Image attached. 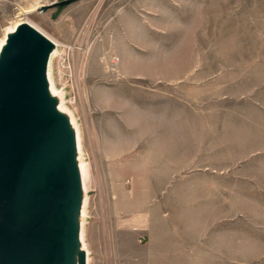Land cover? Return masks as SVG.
<instances>
[{"label": "rangeland", "instance_id": "rangeland-1", "mask_svg": "<svg viewBox=\"0 0 264 264\" xmlns=\"http://www.w3.org/2000/svg\"><path fill=\"white\" fill-rule=\"evenodd\" d=\"M25 17L65 45L50 77L89 168V264L161 262L120 220L143 213L146 180L162 179L151 203L170 204L185 174L206 179L212 206L207 259L191 263L264 264V0H0V42ZM188 149L189 171L152 168Z\"/></svg>", "mask_w": 264, "mask_h": 264}, {"label": "water", "instance_id": "water-1", "mask_svg": "<svg viewBox=\"0 0 264 264\" xmlns=\"http://www.w3.org/2000/svg\"><path fill=\"white\" fill-rule=\"evenodd\" d=\"M55 47L22 23L0 54V264H86L75 135L49 88Z\"/></svg>", "mask_w": 264, "mask_h": 264}, {"label": "crops", "instance_id": "crops-1", "mask_svg": "<svg viewBox=\"0 0 264 264\" xmlns=\"http://www.w3.org/2000/svg\"><path fill=\"white\" fill-rule=\"evenodd\" d=\"M184 132L185 131H183V133ZM187 138L189 139L188 136ZM182 139H185V136L182 137ZM188 142L187 144L189 145ZM183 149L182 151H184ZM189 152L188 149L187 157H185L184 152L176 153L177 155H173L172 162H168L169 166L162 168L159 164V157L157 156V160L155 159L156 161L154 158L152 159V162H156L157 166H153L152 168L156 169L158 172L163 170H172L174 172L189 171ZM153 156L155 157V155ZM175 177H177V175ZM161 180L162 179L159 180L158 178L156 180H146V183H148L147 186H150L153 191L150 193H155L157 198L159 193L158 188L162 182ZM169 183L171 184L167 195L170 197V204L163 203L160 205L159 202L151 203L149 197L152 198L153 194L149 193L147 194L148 198L146 199V202L144 200L141 205L143 213L134 218L122 219L120 222L122 225L132 227L134 231L137 232L139 239L146 240L152 251V258L157 261L161 260V262H157L156 264H173L170 261H177L180 259H187L189 261L188 264H206L204 262L201 263L200 261L191 263V259L205 260L208 256V247L206 246V243L208 242L207 215L208 211L211 209H208V207L212 206L207 203V181L205 178L192 179L191 175L185 174L182 175L181 178L179 177L170 180ZM155 187L156 189L154 190L153 188ZM218 191L219 193L221 192L220 190ZM214 199V202H222L221 195H217L216 193L214 194ZM117 209L121 213L125 211L122 204H120ZM214 209V221L209 225H213V228L218 227L219 229L218 232H214L215 243L222 240L221 238L217 240L215 237L216 235L219 236L222 234L224 220L222 210H219L217 216L216 205L214 206ZM226 221L230 224L233 222L232 219ZM209 235L211 234L209 233ZM174 264L177 263L174 262Z\"/></svg>", "mask_w": 264, "mask_h": 264}, {"label": "bare ground", "instance_id": "bare-ground-1", "mask_svg": "<svg viewBox=\"0 0 264 264\" xmlns=\"http://www.w3.org/2000/svg\"><path fill=\"white\" fill-rule=\"evenodd\" d=\"M29 12H31V11H24L25 14H28ZM20 20H22V21L15 22V25L9 27L8 30L6 31L5 36L1 39V42H0V54H1L2 49L4 48V46L6 44V41H7L8 37L11 34H13L15 32L16 28L22 23H28V24L32 25L34 28H36L38 31H40L42 34H44L47 38H49L55 44L56 47L65 46L60 41H58L56 38H54L52 35L48 34L46 31L41 29V27L38 24H36L35 22H33L29 17H25V18H22ZM56 47H55V49H54V51L52 53L51 60H52L53 57H56L58 55V50H57ZM50 64H51V62H50ZM48 81H49V88H50L51 96L57 101L56 104H57L58 110L63 115H65L68 118V120L70 122V125H71V127H72V129L74 131L75 141H76V161H77V166H78V169H79V172H80L82 194H84L86 192V190L88 189L87 182L89 181L88 180V178H89V168L87 167L86 163L82 162V160L80 159V154L82 152L81 133H80V130H78L77 127H76V124H75L76 122L73 120V118H71L70 111L67 110L64 107V105H63L64 103L62 104V102L60 101L59 95L57 94V92L53 88L52 80H51V77H50V69L48 70ZM85 205H86V198L83 196V198H82V207L85 206ZM82 213H83V215L84 214L87 215V212H86V210L84 211V208L82 210ZM79 241H80V244H81V249H83L86 252V256H87L86 264H89L90 263V251H89V249H88V247L86 245L85 239H84V224L83 223H81L80 226H79ZM75 261H76V264H77V257H76Z\"/></svg>", "mask_w": 264, "mask_h": 264}]
</instances>
